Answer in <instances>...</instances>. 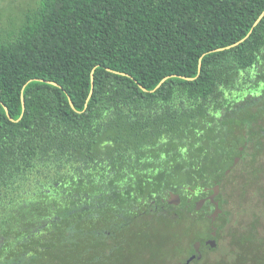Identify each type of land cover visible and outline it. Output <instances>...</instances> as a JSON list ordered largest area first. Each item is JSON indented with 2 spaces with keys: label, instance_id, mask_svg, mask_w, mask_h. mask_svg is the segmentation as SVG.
Returning <instances> with one entry per match:
<instances>
[{
  "label": "trees",
  "instance_id": "trees-1",
  "mask_svg": "<svg viewBox=\"0 0 264 264\" xmlns=\"http://www.w3.org/2000/svg\"><path fill=\"white\" fill-rule=\"evenodd\" d=\"M35 3L0 29V264H47L49 246L72 242L88 253L95 195L125 175L126 192L149 198L211 185L264 150V0ZM104 197L108 211L124 204ZM258 225L232 262L194 264L264 262L250 251ZM142 238L149 257L132 264L180 258L176 242L147 245V227Z\"/></svg>",
  "mask_w": 264,
  "mask_h": 264
},
{
  "label": "flooded vegetation",
  "instance_id": "flooded-vegetation-1",
  "mask_svg": "<svg viewBox=\"0 0 264 264\" xmlns=\"http://www.w3.org/2000/svg\"><path fill=\"white\" fill-rule=\"evenodd\" d=\"M240 150H243V147H240ZM241 158V154L235 156L223 174L212 180L211 185L202 186L193 183L170 185L149 198L140 197L133 191L126 192L127 175H125L114 182L115 191L101 190L95 195L97 203L88 213L89 229L85 230V233H89L88 253L78 252L80 248L75 242L70 244L72 247L69 244L64 248L49 246L43 254L46 263L61 264L60 256H68L67 251L70 249L72 259L79 260L80 264H102L104 260L105 262H109V260L118 262V259L125 261V263H121L132 264L135 259L137 262L149 257L135 243L144 242L142 238L144 227L149 228L156 236V239L152 238L146 241L149 246L154 242H169L167 245H170V242H176L180 253L177 264H183L191 256L195 257L188 264L206 259L209 252L217 248L221 224L228 219V212L224 206L226 198L223 196L225 180ZM139 164L143 165V159H139ZM113 171L110 165L105 167L104 177L116 179L115 176H109ZM96 177L95 175L93 178ZM111 195L112 200H118L117 204L121 202L124 204L116 208L112 207L113 210L108 211L105 206L102 208L99 205V201L102 197L109 199ZM76 214L81 213L76 212ZM256 219L258 218L254 220ZM184 220H189L193 224V229H188L187 235L185 227L175 230V226L178 227ZM202 222L207 224L205 228H203ZM210 240L214 241V246L211 245ZM250 251L251 255L256 256V259L264 260V242H250ZM183 255L184 258L181 259ZM198 255L201 257L197 258ZM129 256L131 261H128ZM26 264H44V262L37 261Z\"/></svg>",
  "mask_w": 264,
  "mask_h": 264
},
{
  "label": "rangeland",
  "instance_id": "rangeland-1",
  "mask_svg": "<svg viewBox=\"0 0 264 264\" xmlns=\"http://www.w3.org/2000/svg\"><path fill=\"white\" fill-rule=\"evenodd\" d=\"M35 1L0 0V29L9 32L14 23L21 19L23 12L36 4ZM251 152L252 149H248V153L242 158L243 160L240 159L225 180L223 196L226 198L224 206L228 212V219L221 224L217 248L209 252L207 258L204 259L209 263L221 260V258L228 263L232 262L239 251L236 244L238 238L250 233V226L255 218H258L259 225H261H258L257 230H255V237L264 240V150L256 156L253 163L249 162ZM202 224L203 228L207 225L205 222ZM184 227L187 235L188 229H193V224L189 220H184L180 222L178 227L175 226V230H181ZM185 241L187 240L185 239ZM167 243L169 242H166L165 245ZM167 260L168 264H171L170 262L177 263L176 256H171ZM256 264H264V262Z\"/></svg>",
  "mask_w": 264,
  "mask_h": 264
},
{
  "label": "water",
  "instance_id": "water-1",
  "mask_svg": "<svg viewBox=\"0 0 264 264\" xmlns=\"http://www.w3.org/2000/svg\"><path fill=\"white\" fill-rule=\"evenodd\" d=\"M264 15V11L259 15V17L256 19V21H255V24H257L258 22H259V20L262 18V16ZM165 79V78H164ZM163 79V80H164ZM49 83H52V84H55V85H58L57 83H55V82H53V81H48ZM92 93V88H91V91H90V94ZM22 107H23V109H24V99H23V97H22ZM7 110V109H6ZM9 116V115H8ZM9 118H11L10 116H9ZM217 188V187H216ZM215 214H216V212H215ZM214 234V233H213ZM210 243H211V245L212 246H214V241H212V240H210L209 241ZM196 246H197V244H196ZM195 256H191V257H189L183 264H188V263H190V261H192V259L194 258ZM201 257V255H198L197 256V258H200Z\"/></svg>",
  "mask_w": 264,
  "mask_h": 264
}]
</instances>
